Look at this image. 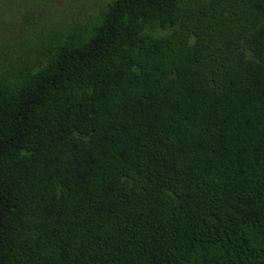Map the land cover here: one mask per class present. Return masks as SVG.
<instances>
[{"label":"trees","instance_id":"16d2710c","mask_svg":"<svg viewBox=\"0 0 264 264\" xmlns=\"http://www.w3.org/2000/svg\"><path fill=\"white\" fill-rule=\"evenodd\" d=\"M37 21L0 22V264H264V0Z\"/></svg>","mask_w":264,"mask_h":264},{"label":"rangeland","instance_id":"374dc122","mask_svg":"<svg viewBox=\"0 0 264 264\" xmlns=\"http://www.w3.org/2000/svg\"><path fill=\"white\" fill-rule=\"evenodd\" d=\"M108 1L110 0H25L24 10L14 20L4 15L3 9L0 10V22H5L7 25L9 22L19 20L21 15H25L41 23L44 35H57L58 32L65 31L71 26L88 23L97 16ZM8 6L7 3L6 5L0 3V8H9ZM38 43L41 44L40 41ZM19 56L26 57L25 59L32 64L38 61L35 52L21 50Z\"/></svg>","mask_w":264,"mask_h":264}]
</instances>
